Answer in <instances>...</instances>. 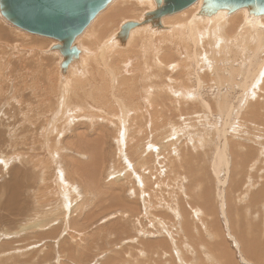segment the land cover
<instances>
[{
    "label": "rangeland",
    "instance_id": "1",
    "mask_svg": "<svg viewBox=\"0 0 264 264\" xmlns=\"http://www.w3.org/2000/svg\"><path fill=\"white\" fill-rule=\"evenodd\" d=\"M139 1L142 2L141 4H144L145 7L140 9L137 13L138 16H132L133 18H123L119 22L117 21L114 26L115 29L110 27V33H112H108V36L106 35L107 39L116 33L118 30L117 27L124 22L125 19L136 20L141 17V14L145 11H149L154 8L153 0L152 2L151 0L148 2L145 0ZM197 2L190 6L191 9L188 10V12L194 13L192 14L194 17L202 19V17L196 16V13L199 10L197 8L198 5H196ZM150 4H152L151 8H149ZM241 10L244 11L245 16L247 17L246 11L243 9ZM107 13H109V11ZM107 13L104 12L96 21L91 22L84 31L85 34L83 32L76 42L78 47L80 46L79 48L84 52L80 54V57L82 55L85 57V64L89 67L86 72L88 75L83 76V74H79L80 77L75 79L77 82L75 80H71L63 87L58 86V88L54 86L52 92L50 91L49 84L55 82V72L58 71L59 78L64 80L67 79V76L61 77L59 74L58 64L61 57L58 52L56 50L50 52L47 51L50 46L56 44L57 42L53 39H45V37H39L36 35L32 36L31 34L22 32L6 23L0 17V264H57L56 261L58 259L61 262H59L60 264H222L217 257V250L219 251L222 247H224L228 253V256H226L228 258L226 264H249L247 259L245 260L244 258L241 249L242 246L238 240L242 239L245 243V240L248 239L253 242L255 234L258 236L257 232L258 230H261V226L258 225V223L260 224V219H256L257 214L259 213L258 218L260 216L262 219V214H264V207L260 204L262 203L264 205V199L262 200L263 202H257L258 205L256 207V201L254 202L253 198H250L252 197V192L257 195L256 193L264 186V94L259 93L262 97H260V95L258 97L253 96V92H251V95V90L249 88V97H247L248 94L242 87V73H244L247 68L253 69L251 71L258 70V66L261 64V61L259 60H262V57H264V54H262L263 52L261 54H257V56L260 54L262 57L258 56L255 57L256 59L252 58L254 61L249 59L248 57L250 56H247L246 53L245 55L239 52V55H242L241 58L244 57L242 60H240L241 58L237 55L235 58L229 60V65L226 64L227 61L226 63L220 62L219 64L217 63L216 67L211 69V65L209 66V63L205 62L204 65V62H202L201 53L204 51L200 50L198 54L199 67L197 66L198 64L195 65L196 61L189 56L188 60L192 59L193 61L191 60L186 63V61H188L186 58L187 55L182 54L179 55L181 58H179V56H174L173 60L171 58L172 62H168L169 64L165 62L163 65L164 67L161 66L163 68L160 67V69H157L154 66L155 63L150 60L151 58L149 53L145 51L147 49L144 48V43L141 41L143 35L139 33L138 35L136 34V39L132 41L133 44L131 42L128 44L127 48L126 46L119 48L125 49V51L116 52L114 53L115 55L113 54L114 64H111L110 60L106 63V61L100 59V53H98L100 49L96 48L100 42L95 36L97 35L95 30L97 27H100L101 23L108 21L109 16L107 17ZM235 16L237 15L231 16L230 18L232 19V17ZM176 19H179V16L165 20L167 25H163L173 27L181 24V21L179 22ZM203 19L206 20L207 18ZM247 19H249L250 23H253L258 18L251 19L247 17ZM262 21L264 22V20ZM105 31L106 30L102 31V33ZM161 32L169 33L171 31L159 30L157 32H152V34ZM238 34H233L231 38L234 39L236 37L237 39L239 37ZM28 35L30 36L28 37ZM234 35L237 36L234 37ZM47 40L50 43L47 44ZM136 40H138V43L135 42ZM173 40L177 45L181 42V40L177 39L174 35ZM87 45L92 47V49H89ZM137 47L138 50H136ZM234 59L238 60V64L234 65V63H236V60ZM100 60H103V62ZM244 61H247V63H244ZM192 62H194V66L196 67L193 66ZM248 62L253 65L251 66ZM101 63L103 64L101 65ZM230 63L233 64L231 65ZM110 64L114 66L117 65L120 68L119 71L125 73L126 75H122L121 78H118L115 74L113 75L110 71ZM146 64L151 66L152 72L155 70L154 72L157 75L155 81L151 79V82L149 78L148 82V85H150L151 82V87L153 86L156 88L151 91L152 93L150 92L152 105L149 108V111L151 112L147 115L148 112H145L144 107L141 111H139L141 115L138 114V112H131L133 122H131L128 128L131 132L129 130L127 132V146L129 145V148L126 149L127 147H124L121 149V154L117 147L116 138L119 136L117 133L118 131L117 129V132L115 131V128H118V124H116L117 116L119 114L118 111H120L124 106L130 108L131 105H140L143 103V99L147 96L145 91L148 89L147 84H145L146 81L143 78L145 74L142 73V68ZM222 64L228 72L232 70L233 73L231 71L226 73ZM239 64L244 66H242L243 69L242 67H237V65L240 66ZM177 65H179V68L182 66L180 71L179 68L177 70ZM249 65L251 67H249ZM245 66L247 68L244 71ZM123 67L124 69H122ZM182 68L184 70H182ZM219 68H222V70ZM71 69L76 70L75 68ZM131 69H133V71ZM41 70L43 71V75L40 76ZM128 70L130 72L132 71V73H128ZM76 71L80 72L79 70ZM105 71L107 73H105ZM102 73L108 76V78H104L105 75ZM229 74H233L231 75L232 77ZM47 75H51V80H48L49 77ZM234 76L235 78L238 77V79L234 80ZM44 78L48 81H45ZM113 79H115V81H113ZM223 79L224 81L226 80V85L223 83ZM240 79L242 82L239 81ZM40 80H42L41 84L38 83ZM85 81L87 84H84L86 83ZM106 81L108 83H106ZM77 85L78 87H76ZM175 85L178 86L176 87ZM71 86H74V88L76 87L75 90ZM162 86L165 87L162 88ZM70 88H72V91ZM159 89L160 91H158ZM63 92L65 95L62 94ZM67 92L68 95H66ZM256 92L258 93V91ZM202 93L204 95H202ZM57 94L60 95L61 98L60 96L58 97ZM72 95V99L74 100H72L71 97H68V100L66 96ZM238 100L244 101H241V103H245L244 106L239 103ZM64 101L69 102L70 105H72L73 102H76L75 105H78L80 110L77 112L78 117L71 120L72 122L70 121L71 125L65 130L66 132H62L60 136V134L56 135L54 131L52 132L51 128L52 126H56L57 128H53V130H60L65 127L62 125L64 124L62 121L58 122L59 119L57 120V117H54V111L57 107V103L58 106H60ZM226 101H228V103ZM238 104H241V106ZM223 105L225 107L224 109H221V106ZM255 105L258 107L257 109H259V115L252 114V120H250L248 118V111L249 109L252 110L255 108ZM227 106L228 108H226ZM231 106L235 108L237 113ZM242 106L244 108H242ZM218 107L220 108V111ZM228 109H230V112ZM224 112L226 113V116H224ZM228 113L229 115L227 116ZM89 114H91L92 117ZM234 116H238L236 117L237 120ZM225 117H228V119ZM240 117L241 119H238ZM253 118H255V120ZM50 119L54 121L51 123ZM226 123L227 125H225ZM137 125L141 127H138ZM188 126H192V128L189 127L188 129L193 130V137L200 138L202 134H204L202 132L207 134V138L209 139L207 142H209V144L206 145H208V148L202 147L201 149H198L196 147L197 143L192 144L190 136H188L186 132H183L184 128ZM201 127H203V131H201ZM215 132H217L219 136ZM222 134L224 136V140ZM199 135L200 137H198ZM56 138H58V140L60 139V142L58 141L60 143V147L54 145H58V142H55ZM230 140L234 143H229L228 141ZM223 141H225L228 148H230L231 145L234 148L237 146L236 149L244 147L245 149H243V151H245L244 153L246 156L253 160L249 164L250 166L254 165L253 162L256 163L254 159H256L258 155L262 154V156L259 157L261 160H259L256 167L249 169V174L252 176L253 187L250 192L251 196L248 195L249 197H246L247 200H244L248 204L253 205V207L250 205V208H253V210L250 211L249 209V212L247 210L248 206L243 210L242 208L246 206L244 205L246 202L240 203V207H242L243 204L241 212H247L246 214H248L249 217H247V215L244 216V218L246 217V220H243L242 224H240L241 226L239 227L234 226V223L239 222L234 221L232 218L230 219L228 214L227 217H224L219 208L216 210L217 200H215L216 193H214L215 186L213 187L212 182L213 176L210 170H208L209 168L207 169L208 164L205 162L206 158H204V156H206L205 153L212 152L214 147L217 145L221 147ZM171 143L172 145H170ZM172 146L175 147V149ZM54 147L57 149L55 154L52 151L55 149ZM170 148H173L174 150L172 149L171 151ZM193 149L195 150L193 151ZM124 150L126 151L124 152ZM80 151L81 154L78 153ZM172 152L177 153L179 161H181V158L184 160V162L181 161L182 164H185V160L188 164L189 162L187 161H191L193 158V164L201 162L199 165L204 166V164H207L205 165L207 167L199 166L198 164L197 166L195 164V169L197 168L196 175L198 173L200 174L193 177L188 171V174L184 171L186 169L181 170V166H183V168L184 166L187 168L186 164L181 165V162L176 160L177 157L175 158V153L173 154ZM123 154L125 157H123ZM182 156H184V158ZM199 156L201 158H199ZM229 156L231 159L229 162H232V155L229 154ZM170 158H174V160H170ZM140 160L144 161L141 162ZM172 161L177 164V167H175L176 164ZM165 165H169V167L167 166L168 168H166ZM198 167L205 168L204 170H207V172L209 171L208 173L210 174L204 172L202 168L203 173L201 169L198 170ZM177 168L179 169L177 170ZM73 171H76V173L74 172V174ZM160 172L161 174H159ZM178 172L180 174H178ZM201 172L205 177L204 179H202L203 177ZM84 173L86 174L85 176H87L86 178ZM60 174H63V179L66 182L64 186L60 185L64 183V181L59 178ZM191 176L194 179L198 178V182H200V180H205V185L203 184L204 186L194 185V190L199 189L195 187L204 188V193L208 197V204L210 205L207 206L210 211H212V214L214 212L216 213V217L210 216V218L208 212H206L209 217L208 220L210 221L206 222V227L202 225L204 224L203 218H200V223H197L199 219L195 221L192 214H190L192 211L191 208H194V205L200 204L198 199L199 197L197 196H199L200 193H203V189H199L200 191L195 190L196 193H193V191L190 193V189L193 188L192 185L196 182ZM222 176L223 175L220 172L219 178H223ZM191 178L193 181H191ZM256 178L257 181H259L258 183ZM138 180H145L143 181L144 187L143 185L141 186L138 184ZM192 182L194 183L192 184ZM146 184L148 188L145 187ZM255 184L256 186L254 187ZM188 185L190 186L188 187ZM65 188H67V194L69 197L64 192ZM177 189H180L182 193L180 190L178 192ZM176 190L183 196L174 194ZM198 193L199 195H197ZM1 196L4 197L2 198ZM62 197L69 200V209L64 205V207H61L63 203H59V201ZM232 199L233 198H231L230 201H232ZM251 199L253 201H251ZM6 202L11 204L6 205ZM177 204H179V206H177ZM5 206L9 207L5 208ZM188 207L190 208V211ZM260 209H263L262 214L260 213ZM179 210L180 215L183 216L180 220L175 212ZM65 211L69 214L67 215ZM244 212L242 213L244 214ZM253 214L256 216L254 217ZM191 217L194 219V222L191 220ZM250 217L252 219H250ZM156 218H160L157 220L162 221L163 224L165 223L164 226L161 225L162 227H160V225L156 222ZM205 218L207 219V217ZM212 218H215V221ZM185 219H187V221H185ZM210 219H212L214 223L211 222ZM257 220H259V222ZM39 221L44 222L45 227L42 223V227L40 226V229L39 227L32 228L37 225L36 223ZM195 222L197 224H193ZM249 222L254 227V230L250 229ZM245 223L246 225H244ZM20 224L24 228L20 227ZM199 224H201V226ZM202 226L204 227L202 228ZM209 226H211V230H209ZM21 228L25 231H22ZM196 228L198 229V232L195 230ZM200 228L202 230H200ZM205 228L210 231H206L207 233L209 232V236L208 234L206 235ZM26 229H28V231ZM177 230H181L182 232L179 231V233ZM43 231H46L45 235H42L44 234ZM47 232L48 234H46ZM212 233H216V235L218 234V238L215 239V237L212 236ZM172 237L175 240H173ZM171 241L179 251L175 250L177 254L172 250L170 245ZM175 246L173 247L175 248ZM151 248H154L155 250H152ZM150 249L151 253H146L145 250L149 251ZM140 251L141 253H139ZM143 252H145V254H142ZM58 256H60V258ZM216 260L220 263L216 262Z\"/></svg>",
    "mask_w": 264,
    "mask_h": 264
},
{
    "label": "bare ground",
    "instance_id": "2",
    "mask_svg": "<svg viewBox=\"0 0 264 264\" xmlns=\"http://www.w3.org/2000/svg\"><path fill=\"white\" fill-rule=\"evenodd\" d=\"M144 1V0H143ZM146 2H148L149 0H145ZM151 2H152V0H151ZM142 2H140L139 0H120V1H112V3L104 10V11H102L92 22H94V21H96L97 19H98V17L101 15V14H103L104 12L105 13H107L108 11H109V13H107V17H108V21H105L104 23H101V25H100V27H97L96 28V34L97 35H95L96 36V38H97V40L100 42V44H98L99 45V47H98V45H97V49L99 48L100 50H99V52L98 53H100L99 54V56L101 57L100 59H103L104 61H106V63L107 62H109V60H110V63L111 64H114L115 62H114V57H113V54L114 53H116V52H123V51H125V49H119V48H112V47H109V44H110V38L112 37V35L107 39L106 38V35L108 36V33H110V27H113L114 28V26H115V24H116V22L118 21H120L121 19H123V18H129V17H136V16H138L137 15V13L140 11V9L142 8V7H145V5L144 4H141ZM196 5H198V9H200V6H201V0H199L198 2H197V4ZM152 7V4H150V6H149V8H151ZM191 9V7L190 8H188V9H186V10H184V11H182V12H180V13H178V14H175V15H171V16H167V17H164L163 19H162V24H164V25H167V22H165V20H167V19H170V18H173V17H175V16H179V19H176V20H178L179 22L181 21V24H178L177 26H173V27H171L170 28V31L171 32H161V33H156V34H152V32H149L147 29H138V30H135L134 32H131L130 33V36H129V38H128V40H127V42H126V48H127V46H128V44H130L134 39H136V34L138 35L139 33H141L142 35H143V37L141 38V41L144 43L143 44V46H144V48L145 49H147V50H145L146 52H148L149 53V55H150V60H152L155 64H154V66L157 68V69H160V67L161 66H163L164 65V63L165 62H172V60H173V57L174 56H179V55H182V54H186L187 55V60H188V56L191 58H193L195 61H196V63H195V65H197L198 64V60H199V56H198V54H199V51L200 50H203L204 52H202L201 54V58H202V62H204V65H205V62H207V63H209V66L211 67V69L212 68H214V67H216V65H217V63L219 64L220 62L221 63H226V61H227V63L226 64H228L229 65V60H231V59H233V58H235L237 55L241 58V56L239 55V52H241V54H247V56H250V57H248L249 59H252V58H255V57H258V56H261L260 54L262 53V54H264V22L262 21V20H264V16L263 17H259L256 21H254L253 23H250V21H249V19H247V17L245 16V14H244V11H242V10H238V11H236L235 13H233L232 15H230V16H224L223 14H220V13H218V14H216V15H214V16H211V17H208L206 20H204L203 18L202 19H200V18H197V17H194L192 14H194V13H189L188 12V10H190ZM197 9V10H198ZM150 11V10H149ZM146 12V11H145ZM188 12V13H187ZM196 12V11H195ZM239 12H242V13H239ZM141 13V12H140ZM140 13H139V15H140ZM238 13H239V15H238ZM106 15V14H105ZM234 15H237V16H235V17H232V19L230 18L231 16H234ZM106 17V18H107ZM132 17V18H133ZM105 18V19H106ZM141 18H142V14H141V17H139L138 19H136V20H133V21H140L141 20ZM104 19V20H105ZM126 20H132V19H125V21ZM177 21V22H178ZM98 22V21H97ZM249 23V24H248ZM96 24V23H95ZM94 24V25H95ZM91 25H93V24H91ZM117 26V25H116ZM120 26V25H119ZM119 26L117 27V29L119 28ZM92 27V26H91ZM169 27V26H168ZM90 28V27H89ZM88 28V29H89ZM115 29V28H114ZM104 30H106L105 32H103L102 33V31H104ZM107 30H108V32H107ZM112 31H113V29H112ZM173 31V32H172ZM87 32V31H86ZM117 32V31H116ZM238 32H239V34H238ZM112 33V32H111ZM110 33V34H111ZM238 34L239 35V37L236 39V37L235 36H237V35H234V39L233 38H231L232 36H233V34ZM23 34V33H22ZM84 34H85V32H84ZM91 34V33H90ZM82 35V34H81ZM80 35V36H81ZM88 35H89V31H88ZM92 35V34H91ZM173 35L174 36H176L177 37V39H180L181 40V42L179 43V45H177L176 44V42H174V40H173ZM30 35H28V37H29ZM33 36V35H32ZM79 36V37H80ZM98 36V37H97ZM136 36V37H135ZM78 37V38H79ZM90 37V36H89ZM88 37V38H89ZM77 38V39H78ZM91 38V37H90ZM24 39V38H23ZM46 39V38H45ZM77 39H76V42H77ZM86 39V38H85ZM93 39H94V37H93ZM107 39V40H106ZM87 40V39H86ZM89 40V39H88ZM85 41V40H84ZM94 41V40H93ZM138 40H136L135 42H137ZM92 42V41H91ZM95 42V41H94ZM48 43H50V42H48V40H47V44ZM80 43H82V42H80ZM79 43V44H80ZM138 43V42H137ZM136 43V44H137ZM6 44V43H5ZM51 44H53V43H51ZM50 44V45H51ZM83 44V43H82ZM85 44H90V43H85ZM132 44H133V42H132ZM78 45V44H77ZM45 46V45H44ZM49 46V45H48ZM84 46V45H83ZM137 46V45H136ZM80 47V46H79ZM87 47L90 49H92V47H90L89 45H87ZM18 48V47H17ZM45 48V47H44ZM26 49V48H25ZM42 49V48H41ZM80 49V48H79ZM95 49V48H94ZM20 50V49H19ZM46 50V49H45ZM80 50H82V49H80ZM88 50V49H87ZM127 50V49H126ZM136 50H138V47H137V49ZM83 51V50H82ZM97 51V50H96ZM134 51H135V49H134ZM38 52V51H37ZM45 52V51H44ZM47 52V51H46ZM90 52V51H89ZM140 52V51H139ZM142 52V51H141ZM243 52V53H242ZM82 53H84V52H82ZM97 53V52H96ZM135 53H136V51H135ZM258 53H260L258 56H257V54ZM95 54V53H94ZM127 54V53H126ZM245 54V55H246ZM21 55V54H20ZM52 55V54H51ZM50 55V56H51ZM98 55V54H97ZM115 55V54H114ZM124 55V54H123ZM122 55V56H123ZM136 55V54H135ZM245 55H243V56H245ZM251 55H252V57H251ZM52 56H54V55H52ZM116 56H118V55H116ZM122 56H120V57H122ZM125 56H127V55H125ZM129 56V55H128ZM247 56H246V58H247ZM23 57V56H22ZM183 57V56H182ZM232 57V58H231ZM262 57V56H261ZM34 58V57H33ZM87 58V57H86ZM97 58H98V56H97ZM171 58H172V60H171ZM179 58H181L180 56H179ZM178 58V59H179ZM184 58V57H183ZM238 58V57H237ZM244 57H242L240 60H242ZM25 59V58H24ZM88 59V58H87ZM128 59V58H127ZM256 59V58H255ZM99 60V59H98ZM103 60H100L101 62H103ZM146 60V59H145ZM186 60V59H185ZM192 60V59H191ZM191 60H188V61H186V63L187 62H190ZM234 60H236V59H234ZM246 60V59H245ZM253 61H254V59H252ZM32 61V60H31ZM61 61V60H60ZM96 61V60H95ZM118 61V60H117ZM121 61V60H120ZM138 61V60H137ZM143 61V60H142ZM193 61V60H192ZM237 61L238 60H236V63H234V65L235 64H238L237 63ZM252 61V62H253ZM259 61H261V64L258 66V70H254V71H251V70H253V69H248L246 66H245V69H244V71L246 70V68H247V70L244 72V73H242L243 74V79H242V81H243V85H242V87L244 88V90L246 91V93L248 94H246L247 95V97H249V88H250V94L252 95V93L251 92H253V96H259L260 94L259 93H261V94H264V57H262V60L260 59ZM89 62V61H88ZM119 62V61H118ZM117 62V63H118ZM145 62V61H144ZM240 62V61H239ZM247 63V61H244V63ZM39 63V62H38ZM60 63V62H59ZM86 62H85V57L82 55L81 57H79V62H78V66H79V71L80 72H77L76 70H74V69H71V68H68V70L66 71V74H65V76H67V79H61V78H59V75H58V71L57 72H55V74H56V79H55V82L54 83H51V84H49V86H50V91L52 92V90H53V88H54V86H56V87H63V86H65L66 85V83L68 84L71 80H75L76 78H79L80 76H79V74H83V76H85V75H88L86 72H87V70H88V65L87 64H85ZM97 63V62H96ZM123 63V62H122ZM180 63V62H179ZM193 63V66H194V62H192ZM191 63V64H192ZM249 63V62H248ZM84 64V65H83ZM99 64V63H98ZM103 63H101V65H102ZM110 64V65H111ZM119 64H121V63H119ZM124 64V63H123ZM135 64V63H134ZM140 64V63H139ZM169 64V63H168ZM175 64H177V63H175ZM225 64V65H226ZM231 64V63H230ZM233 64V63H232ZM231 64V65H232ZM250 64V63H249ZM100 65V64H99ZM108 65V64H107ZM122 65V64H121ZM187 65V64H186ZM207 65V64H206ZM240 66H238L237 65V67H242L241 66V64H239ZM251 66L253 65V64H250ZM249 65V67H251ZM1 66H2V64H1ZM94 66V65H93ZM184 66V65H183ZM192 66V67H193ZM198 67H199V64L197 65ZM222 66L224 67V65L222 64ZM227 66V65H226ZM256 66V65H255ZM34 67V66H33ZM99 67V66H98ZM102 67V66H101ZM108 67V66H107ZM164 67V66H163ZM163 67H161V68H163ZM170 67V66H169ZM182 67V66H181ZM180 67V68H181ZM194 67H196V66H194ZM220 67V66H219ZM229 67V66H228ZM244 67V66H243ZM243 67H242V69H243ZM37 68V67H36ZM58 68H59V64H58ZM93 68V67H92ZM104 68H105V66H104ZM131 68V67H130ZM153 68V67H152ZM167 68V67H166ZM178 68H179V65H177V70H178ZM180 68H179V71H180ZM225 68V67H224ZM235 68V67H234ZM256 68V67H255ZM24 69V68H23ZM47 69V68H46ZM57 69V68H56ZM95 69H96V67H95ZM102 69V68H101ZM106 69V68H105ZM119 67L116 65V66H114V65H111L110 66V71H111V73H113V75L115 74L118 78H121V76L122 75H126L125 73H122V72H120L119 71ZM122 69H124V67L122 68ZM121 69V70H122ZM126 69V68H125ZM143 71H142V73H144L145 74V76H143V78H144V80L146 81L145 82V84H147V87H148V89H147V91H145L147 94V96L143 99V103L142 104H140V105H131V107L129 108V107H126V106H124V107H122V109L120 110V111H118L119 112V114H118V116H117V123L116 124H118V128H115V131H116V129H117V133H118V137L116 138L117 139V147H118V151L119 152H121V154H122V151H121V149H123L124 147H127L126 149H128L129 147V145L127 146V140H128V136H127V132H128V130L131 132V130L130 129H128L129 128V126H130V124H131V122H133V119H132V117H131V112L133 111V112H138V114H140L141 115V113H139V111H141L142 110V108L144 107V109H145V112H148L147 113V115L151 112V111H149V108L151 107V105H152V97L150 96L151 95V91L152 90H154V89H156V88H154L153 86L151 87V79H153L154 81H155V78H157L156 76V74H155V70L152 72V70H151V66H148V64H146V65H144L143 66ZM155 69V68H154ZM196 69V68H195ZM195 69H194V72H195ZM198 69V68H197ZM203 69V68H202ZM220 69V68H219ZM238 69H240V68H238ZM3 70V69H2ZM58 70V69H57ZM91 70V69H90ZM104 70V69H103ZM115 70V71H114ZM132 71H133V69H131ZM141 70V69H140ZM176 70V71H177ZM182 70H184L183 68H182ZM190 70V69H189ZM200 70V69H199ZM220 70H222V68L220 69ZM225 70H226V68H225ZM38 71V70H37ZM98 71H100V70H98ZM123 71V70H122ZM132 71L130 72L129 70H128V73L130 72V73H132ZM166 71V70H165ZM232 73H233V71L232 70H230ZM229 71V72H230ZM1 72V71H0ZM4 72V71H3ZM43 71L41 70L40 71V76L41 75H43V73H42ZM90 72V71H89ZM126 72H127V70H126ZM148 72H149V74H148ZM158 72V71H157ZM214 72V71H213ZM227 70H226V73H229ZM52 73V72H51ZM99 73V72H98ZM101 73V72H100ZM105 73H107L106 71H105ZM201 73V72H200ZM208 73V72H207ZM212 73V72H211ZM224 73V72H223ZM45 74H48V73H45ZM92 74V73H91ZM102 74H104V73H102ZM134 74V73H133ZM170 74V73H169ZM187 74V73H186ZM190 74V73H189ZM220 74V73H219ZM236 74H237V72H236ZM105 75V74H104ZM108 75V74H107ZM110 75V74H109ZM149 75H150V77H149ZM161 75V74H160ZM159 75V76H160ZM174 75V74H173ZM188 75V74H187ZM192 75V74H191ZM222 75H224V74H222ZM228 75V74H227ZM230 75V74H229ZM231 75H233V74H231ZM230 75V76H231ZM48 77H49V79L48 80H51L50 79V76L51 75H47ZM53 76V75H52ZM91 76V75H90ZM93 76V75H92ZM128 76V75H127ZM135 76V75H134ZM137 76V75H136ZM226 76V75H225ZM224 76V77H225ZM236 76H238V75H236ZM42 77H44V76H42ZM105 77H107L108 78V76H104V78ZM117 77H115V78H117ZM130 77V76H129ZM223 77V78H224ZM232 77V76H231ZM230 77V78H231ZM54 78V77H53ZM84 78V77H83ZM106 78V79H107ZM136 78V77H135ZM148 78V79H147ZM149 78H150V85H148V82H149ZM214 78V77H213ZM216 78V77H215ZM222 78V77H221ZM226 78V77H225ZM224 78V79H225ZM45 79V78H44ZM92 79V78H91ZM101 79V78H100ZM127 79H128V77H127ZM224 79H223V81H224ZM229 79V78H228ZM232 79V78H231ZM231 79H230V81H231ZM235 79H238V77H236L235 78V76H234V80ZM241 79L239 80V81H241ZM47 79H45V81H48ZM134 80H136V79H134ZM158 80V79H157ZM168 80V79H167ZM198 80V79H197ZM233 80V79H232ZM3 81V80H2ZM41 81L42 80H40V81H38V83H40L41 84ZM76 81V80H75ZM113 81H115V79H113ZM112 81V82H113ZM122 81V80H121ZM187 81V80H186ZM199 81V80H198ZM219 81V80H218ZM226 81V80H225ZM225 81L223 82L224 84H225ZM241 81V82H242ZM44 82V81H43ZM77 82V81H76ZM86 82V81H85ZM131 82V81H130ZM129 82V83H130ZM200 82V81H199ZM199 82H198V84H199ZM220 82V81H219ZM218 82V83H219ZM235 82H237V81H235ZM47 83V82H46ZM72 83V82H71ZM106 83H108L107 81H106ZM114 83H116V82H114ZM122 83H123V81H122ZM133 83H134V81H133ZM161 83V82H160ZM164 83V82H163ZM170 83V82H169ZM172 83H174V82H172ZM186 83V82H185ZM227 83V82H226ZM259 83V84H258ZM75 84V83H74ZM73 84V85H74ZM82 84V83H81ZM84 84H87V82L86 83H84ZM228 84H229V81H228ZM232 84H233V82H232ZM44 85V84H43ZM108 85V84H107ZM130 85V84H129ZM226 85V84H225ZM237 85V84H236ZM48 86V85H47ZM92 86V85H91ZM128 86V85H127ZM133 86V85H132ZM157 86V85H156ZM170 86H171V84H170ZM176 86V85H175ZM178 86V85H177ZM176 86V87H177ZM190 86V85H189ZM197 86V85H196ZM240 86V85H239ZM58 87V88H59ZM69 87V86H68ZM72 87V86H71ZM76 87H78V85L76 86ZM75 87V88H76ZM163 87H165V86H162V88ZM199 87H200V85H199ZM234 87V86H233ZM65 88V87H64ZM67 88V87H66ZM72 88H74V86L72 87ZM72 88H70V90L72 89ZM75 88H74V90H75ZM98 88V87H97ZM131 88V87H130ZM158 88V87H157ZM228 88V87H227ZM240 88V87H239ZM57 89V88H56ZM90 89V88H89ZM174 89V88H173ZM180 89V88H179ZM187 89V88H186ZM197 89V88H196ZM199 89V88H198ZM223 89V88H222ZM226 89V88H225ZM230 89V88H229ZM237 89V88H236ZM42 90V89H41ZM63 90H65V89H63ZM93 90V89H92ZM176 90V89H175ZM188 90V89H187ZM191 90V89H190ZM218 90H219V87H218ZM49 91V92H50ZM59 91H61V90H59ZM72 91V90H71ZM97 91H98V89H97ZM96 91V92H97ZM158 91H160V89L158 90ZM167 91V90H166ZM186 91V90H185ZM229 91V90H228ZM244 91V92H245ZM256 91H258V93L256 92ZM57 92V91H56ZM74 92V91H73ZM99 92V91H98ZM151 92V93H150ZM230 92V91H229ZM58 93V92H57ZM66 93V92H65ZM192 93V92H191ZM196 93V92H195ZM53 94V93H52ZM62 94H64V92L62 93ZM61 94V95H62ZM71 94H72V92H71ZM76 94H77V92H76ZM79 94H81V93H79ZM139 94V93H138ZM145 94V93H144ZM175 94V93H174ZM58 95V94H57ZM65 95V94H64ZM66 95H68V92H67V94ZM74 95V94H73ZM73 95L72 96H66L67 98L68 97H71V99H72V97H73ZM142 95V94H141ZM141 95H140V97H141ZM162 95V94H161ZM191 95V94H190ZM202 95H204L203 93H202ZM17 96V95H16ZM60 95H58V97H59ZM63 96V95H62ZM82 96V95H81ZM142 96H144V95H142ZM155 96V95H154ZM194 96V95H193ZM195 97V96H194ZM217 97V96H216ZM251 97V96H250ZM260 97H262L261 95H260ZM60 98H61V96H60ZM163 98V97H162ZM184 98V97H183ZM189 98V97H188ZM187 98V99H188ZM241 98V97H240ZM240 98H239V100H240ZM58 99V98H57ZM70 99V100H71ZM103 99V98H102ZM226 99V98H225ZM225 99H224V101H225ZM243 99H244V97H243ZM246 99H248V98H246ZM245 99V100H246ZM64 100V99H63ZM68 100H69V98H68ZM72 100H74V99H72ZM71 100V101H72ZM142 100V99H141ZM219 100V99H218ZM227 100V99H226ZM232 100V99H231ZM238 100V102L239 103H241V101H239ZM249 100H252V99H249ZM258 100V99H257ZM62 101V100H61ZM70 101V102H71ZM190 101V100H189ZM201 101V100H200ZM153 102H154V99H153ZM158 102V101H157ZM217 102V101H216ZM227 103H228V101H226ZM242 102H244V101H242ZM249 102V101H248ZM72 103V102H71ZM79 103V102H78ZM160 103V102H159ZM162 103V102H161ZM187 103V102H186ZM207 103V102H206ZM218 103H219V101H218ZM222 103H223V101H222ZM76 104V102H73V104L72 105H70V103L69 102H63V103H61V105L60 106H58V103H57V107L55 108V111H54V117L56 116L57 117V120H58V122H60V121H62L64 124H62L63 126H65V127H63L62 129H60V130H53V128H57L56 126H52V132L54 131L55 132V134L56 135H59L60 134V136H61V133L62 132H64L66 129H68V127L71 125L70 123L72 122L71 120H73V119H76L77 117H78V114H77V112H78V110H80V108L78 107V105H75ZM80 104V103H79ZM241 104H243V103H241ZM241 104H238V105H240L241 106ZM245 104V103H244ZM244 104H243V106H244ZM82 105V104H81ZM205 105V104H204ZM219 105V104H218ZM226 105V104H225ZM232 105V104H231ZM89 106V105H88ZM157 106V105H156ZM196 106V105H195ZM206 106V105H205ZM234 106V105H233ZM242 106V108H244ZM264 106V105H263ZM53 107V106H52ZM216 107V106H215ZM223 107V108H222ZM224 105L223 106H221V109H224ZM232 107V106H231ZM238 107V106H237ZM253 107V106H252ZM261 107V106H260ZM87 108V107H86ZM90 108V107H89ZM157 108V107H156ZM207 108V107H206ZM209 108V107H208ZM217 108V107H216ZM219 108V107H218ZM226 108H228V106L226 107ZM233 108V107H232ZM258 107H256V105H255V108H253L252 110L251 109H249V115H248V118L250 119V120H252L251 118V115L252 114H258L259 115V109H257ZM210 109H211V107H210ZM234 109V111H236L235 110V108H233ZM239 109V108H238ZM237 109V110H238ZM230 109H228V111H229ZM242 110V109H241ZM241 110H239V111H241ZM260 110H261V108H260ZM263 110V109H262ZM152 111H154V110H152ZM208 111H209V109H208ZM219 111H220V108H219ZM226 112H227V109H226ZM230 112V111H229ZM84 113H86V112H84ZM97 113V112H96ZM154 113V112H153ZM236 113H237V111H236ZM261 113V112H260ZM51 114H53V113H51ZM226 113L224 112V116H226L225 115ZM263 114V113H262ZM90 116H91V114H89ZM134 115V114H133ZM229 115V113L227 114V116ZM222 117H224L223 115H221ZM257 116V115H256ZM264 116V115H263ZM92 117V116H91ZM142 117H143V114H142ZM235 117V116H234ZM236 117H238V116H236ZM236 117H235V119H236ZM52 118V117H51ZM105 118V117H104ZM225 118H227L228 119V117H225ZM244 118V117H243ZM101 119H103V118H101ZM234 119V118H233ZM238 119H241V117L240 118H238ZM254 120H255V118H253ZM258 119H260V118H258ZM49 120V119H48ZM51 120V119H50ZM56 120V121H57ZM79 120V119H78ZM153 120V119H152ZM237 120V119H236ZM261 120H262V118H261ZM52 121H54V120H51V123H52ZM71 121V122H70ZM142 121V120H141ZM241 121V120H240ZM50 122V121H49ZM61 122V123H62ZM74 122V121H73ZM218 122V121H217ZM261 122V121H260ZM57 123V122H56ZM73 124V123H72ZM140 124V123H139ZM216 124V123H215ZM218 124H219V122H218ZM48 125V124H47ZM56 125V124H55ZM146 125V124H145ZM150 125V124H149ZM225 125H227V123L225 124ZM138 126V125H137ZM195 126V125H194ZM211 126V125H210ZM209 126V127H210ZM219 126H222V125H219ZM238 126V125H237ZM240 126V125H239ZM90 127V126H89ZM116 127V126H115ZM138 127H141V126H138ZM149 127V126H148ZM189 127H191L192 128V126H188V127H185L184 128V131L183 132H186L187 134H188V136H190V138L192 139V144H194V143H197V145H196V147L198 148V149H201L202 147L204 148H208L207 146L208 145H206V144H209V142H207V141H209V139L207 138V134H205V132H202V133H204V134H202V136L200 137V135L198 136V137H200V138H196V137H193V130L192 129H188ZM200 127V126H199ZM218 127V126H217ZM144 128H145V126H144ZM193 128H195V127H193ZM202 128V129H201ZM201 128H199V129H201V131H203V127H201ZM135 129H137V128H135ZM134 129V130H135ZM139 129V128H138ZM240 129V128H239ZM173 130V129H172ZM198 130V129H197ZM205 130V129H204ZM228 130V129H227ZM226 130V131H227ZM71 131V130H70ZM69 131V132H70ZM154 131V130H153ZM199 132H201L200 130H198ZM214 131H217V130H214ZM230 131V130H229ZM242 131V130H241ZM66 132V131H65ZM196 132V131H195ZM221 132V131H220ZM220 132H219V134H220ZM244 132V131H243ZM247 132V131H246ZM245 132V133H246ZM136 133V132H135ZM215 133H217V132H215ZM222 133V132H221ZM226 133V132H225ZM237 133V132H236ZM52 134V133H51ZM223 134H224V132H223ZM223 134H222V137H223V140H224V136H223ZM217 135H218V133H217ZM237 135V134H236ZM49 136V135H48ZM47 136V137H48ZM130 136V135H129ZM133 136V135H132ZM137 136V135H136ZM161 136V135H160ZM195 136H196V134H195ZM216 136V135H215ZM219 136V135H218ZM226 136V135H225ZM248 136V135H247ZM164 137V136H163ZM230 137H232V136H230ZM236 137V136H235ZM238 137V136H237ZM250 137V136H249ZM41 138V137H40ZM162 138V137H161ZM210 138V137H209ZM226 138H227V136H226ZM196 141H195V140ZM68 140V139H67ZM70 140V139H69ZM163 140V139H162ZM232 140V139H231ZM231 140L230 141H228L229 143L231 142ZM253 140V139H252ZM60 142V139L58 140V138H56V140H55V142L57 143V142ZM233 141H234V139H233ZM232 141V142H233ZM58 142V145H56V144H54L55 146H59V143ZM72 142V141H71ZM219 142V141H218ZM231 142V143H232ZM141 143V142H140ZM174 143V142H173ZM221 143V142H220ZM228 143V144H229ZM234 143V142H233ZM218 144V143H217ZM236 144H237V142H236ZM236 144H235V146H236ZM241 144V143H240ZM43 145H44V143H43ZM136 145V144H135ZM170 145H172V143L170 144ZM230 145V144H229ZM241 145H243V144H241ZM69 146V145H68ZM173 146H174V144H173ZM172 146V147H173ZM240 146V145H239ZM244 146V145H243ZM60 147V146H59ZM73 147V146H72ZM144 147V146H143ZM158 147V146H157ZM230 147V146H229ZM237 147V146H236ZM236 147L234 148L232 145H231V147L230 148H228V146L226 145V143H225V141H223V143H222V146L221 147H219V145H217L216 147H214V149H213V151L212 152H208V153H205L206 154V156H204V158H206V163L208 164V167L207 166H205V165H207V164H204V166L205 167H207V169L208 170H210V172H211V174H212V176H213V180H212V182H213V187H214V193H216V198H215V200H217V203H216V210L219 208L220 210H221V212H222V214L224 215V217L226 216L227 217V214H228V217L231 219H234V221H237V222H239V223H234L235 225L234 226H236V227H239V226H241L240 224H242V221L243 220H246L245 218H244V216H246L247 215V217H249L248 216V214H246L247 212H244V211H242V212H244V214L241 212V208L243 207V204H242V207H240V203H242V202H246V201H244L245 199L247 200V196L248 195H250V192H251V188L253 187V181H252V176H250V174H249V169H253L254 167H256V165L259 163V160H261L259 157H261L262 156V154L261 155H258V157H256V159H254V161H256V163L255 162H253V164L254 165H252V166H250L249 164L253 161L252 159H249V157H247L246 156V154L244 153L245 151H243V149H245L244 147H239V148H237L236 149ZM55 149H56V147H54ZM53 148V149H54ZM169 148V147H168ZM174 149H175V147H173ZM172 148V149H173ZM52 150L53 152H54V154H55V151L57 152V149L56 150ZM154 149H155V147H154ZM171 149V148H170ZM172 149H171V151H172ZM173 149V150H174ZM187 149V148H186ZM77 150V149H76ZM80 150V149H79ZM78 150V151H79ZM195 149H193V151H194ZM208 150V149H207ZM59 151V150H58ZM60 151H62V150H60ZM84 151V150H83ZM82 151V152H83ZM126 150H124V152H125ZM178 151V150H177ZM192 151V150H191ZM204 151V150H203ZM248 151V150H247ZM118 152V153H119ZM164 152V151H163ZM162 152V153H163ZM202 152V151H201ZM263 152V151H262ZM261 152V153H262ZM78 153H80L81 154V151L80 152H78ZM77 153V154H78ZM84 153V152H83ZM128 153V152H127ZM173 154L175 153V158L177 157V161L178 162H184V160L181 158V161H179L178 159V156H177V153L176 152H172ZM197 153V152H196ZM53 154V155H54ZM93 154V153H92ZM92 154H90V155H92ZM191 154V153H190ZM229 154L230 155H232V162H229V161H231V159L229 158L230 156H229ZM263 154H264V152H263ZM58 155V154H57ZM143 155V154H142ZM171 155V154H170ZM179 155V154H178ZM184 155V154H183ZM192 155V154H191ZM199 155V154H198ZM82 156V155H81ZM129 156V155H128ZM127 156V157H128ZM133 156V155H132ZM172 156V155H171ZM170 156V157H171ZM187 156V155H186ZM185 156V157H186ZM264 156V155H263ZM123 157H125L124 156V154H123ZM134 157V156H133ZM181 157V156H180ZM183 158H184V156H182ZM187 157H189V156H187ZM192 157V156H191ZM197 157V156H196ZM10 158V157H9ZM50 158H52V157H50ZM79 158H81V157H79ZM138 158V157H137ZM199 158H201L200 156H199ZM203 158V157H202ZM139 159V158H138ZM143 159V158H142ZM187 159V158H186ZM130 160H134V159H130ZM165 160V159H164ZM170 160H174V158H170ZM169 160V161H170ZM191 160V159H190ZM192 160H194L193 158H192ZM191 160V161H192ZM199 160V159H198ZM202 160H204V159H202ZM81 161V160H80ZM141 162L142 161H144V160H140ZM167 161V160H166ZM187 161V162H189L188 164L186 163V160H185V164H186V167L187 168H185V166H184V168H183V166H181V170H184V169H186V170H184L185 172H189V174L191 175L192 174V176L193 177H195V176H197L198 174H200V173H198L197 175H196V169H195V166L198 164H200L201 162V160L199 161L200 163H195V164H193V162L194 161ZM196 161V160H195ZM264 161V160H263ZM2 162V161H1ZM92 162H93V160H92ZM133 162V161H132ZM171 162V161H170ZM174 164H176L174 161H172ZM182 162H181V165H185V164H182ZM204 162V161H203ZM202 162V163H203ZM204 162V163H205ZM262 162V161H261ZM231 163V164H230ZM130 164V163H129ZM139 164H140V162H139ZM143 164V163H142ZM163 164V163H162ZM180 164V163H179ZM178 164V165H179ZM121 165V164H120ZM125 165V164H124ZM197 165V166H198ZM233 165V166H232ZM61 166V165H60ZM92 166V165H91ZM97 166V165H96ZM135 166V165H134ZM133 166V167H134ZM162 166V165H161ZM168 167H169V165H167ZM166 165H165V167L166 168H168ZM199 166H203V165H199ZM203 166V167H204ZM231 166V167H230ZM263 166H264V164H263ZM63 167V166H62ZM118 167V166H117ZM136 167V166H135ZM135 167H134V169H135ZM138 167V166H137ZM164 167V166H163ZM162 167V168H163ZM172 167H173V165H172ZM175 167H177V164H176V166ZM179 167V166H178ZM203 167H198V170L199 169H201L202 170V168ZM165 168V169H166ZM260 168H262V167H260ZM59 169V168H58ZM138 169V168H137ZM170 169V168H169ZM176 169V168H175ZM179 168H177V170H178ZM205 168H203V170H204ZM4 170V169H3ZM53 170V169H52ZM51 170V171H52ZM133 170V169H132ZM194 170H195V172H194ZM197 170V171H198ZM203 170H202V172H203ZM262 170V169H261ZM63 171V170H62ZM65 171V170H64ZM166 171H168V170H166ZM165 171V172H166ZM170 171V170H169ZM259 171V170H258ZM257 171V172H258ZM54 172V171H53ZM76 173V171H73V173ZM117 172V171H116ZM134 172V171H133ZM179 172H180V170H179ZM178 172V174H180ZM188 172H187V174H188ZM199 172V171H198ZM201 172V173H202ZM204 172H207V170L205 171L204 170ZM203 172V173H204ZM209 172V171H208ZM207 172V174H210V173H208ZM221 172V174L223 175L222 177L223 178H219V173ZM260 172V171H259ZM56 173V172H55ZM59 173V172H58ZM63 173V172H62ZM74 173V174H75ZM89 173V172H88ZM136 173V172H135ZM164 173V172H163ZM177 173V172H176ZM182 173V172H181ZM203 173L201 174L202 175V179H204L205 177H204V175H203ZM244 173H246V174H244ZM131 174V173H130ZM159 174H161V172L159 173ZM159 174H157V175H159ZM168 174V173H167ZM186 174V175H187ZM86 174L84 173V176H85ZM177 175V174H176ZM200 175V176H201ZM178 176H180V175H178ZM191 176V177H192ZM254 176V175H253ZM256 176V175H255ZM68 177V176H67ZM87 176H85V178H86ZM163 177V176H162ZM181 177V176H180ZM192 177V178H193ZM59 178L61 179V180H63L64 181V183H62V184H60L61 186L63 185H65V180L63 179V174H60L59 175ZM184 178V177H183ZM187 178H189V177H187ZM191 178V179H192ZM199 178H201V177H199ZM262 178V177H261ZM120 179V178H119ZM194 179V178H193ZM193 179L191 180V181H193ZM236 181H235V180ZM246 179V180H245ZM260 179V178H259ZM264 179V178H263ZM262 179V180H263ZM56 180V179H55ZM68 180V179H67ZM178 180V179H177ZM176 180V181H177ZM180 180V179H179ZM184 180V179H183ZM182 180V181H183ZM62 181V182H63ZM115 181H116V179H115ZM143 181H145V180H143ZM143 181L141 180H138V184L139 185H143V187H144V183H143ZM182 181H181V183H182ZM187 181V180H186ZM194 181H196V182H198V178H195L194 179ZM205 181V180H204ZM204 181H201L200 180V182H198V183H196L195 182V184H193L194 182H192V189H190L191 190V192L190 193H192V191H193V193L195 192L196 193V191L195 190H198V191H200L201 189H203V193H200V195H199V193L197 194V195H199V196H197V197H199L198 199H199V202H200V204H198V205H194V208H191V213L190 214H192V217L195 219V221L196 220H198L197 221V223H200V221H201V219L203 218L204 219V224H202V225H204L205 226V224H207L206 222L207 221H209L208 220V218L210 217V216H214V217H216V213L214 212L213 214L211 213L212 211H210V209H209V207L208 206H210L209 204H208V197L206 196V194L204 193V188H200V187H195V188H199V189H195L194 190V185H203L205 182ZM256 181H257V178H256ZM56 182H57V180H56ZM55 182V183H56ZM117 182V181H116ZM259 181H257V183H258ZM59 183V182H58ZM188 183H189V181H188ZM57 185V184H56ZM68 185H69V183H68ZM138 185V186H139ZM180 185V184H179ZM183 185V184H182ZM184 185H185V182H184ZM205 185V184H204ZM203 185V186H204ZM149 186V185H148ZM162 186V185H161ZM190 185H188V187H189ZM256 186V184L254 185V187ZM57 187H58V185H57ZM74 187H76V186H74ZM74 187H73V189H74ZM142 187V188H143ZM145 187H147V184H146V186ZM177 187H179V186H177ZM77 188V187H76ZM148 188V187H147ZM151 188V187H150ZM211 188V187H210ZM209 188V189H210ZM63 189V188H62ZM255 189V188H254ZM146 190V189H145ZM178 190V189H177ZM177 190L175 191V193L174 194H179V195H181V196H183L182 194H180V193H178L179 192V190H178V192H177ZM72 191V190H71ZM75 191V190H74ZM188 191V190H187ZM252 191H253V189H252ZM65 194L68 196V191H67V188H65ZM85 192V191H84ZM180 192H181V190H180ZM77 193V192H76ZM75 193V194H76ZM79 193V192H78ZM167 193V192H166ZM172 193V192H171ZM182 193V192H181ZM186 193V192H185ZM190 193H189V195H190ZM213 193V192H212ZM213 193V194H214ZM184 194V193H183ZM188 194V193H187ZM257 195H255V194H253V192H252V197H250V198H253V200H254V202L256 201V207H257V205H258V203L257 202H260V201H262L263 199H264V186L256 193ZM178 195V196H179ZM194 195V194H193ZM215 195V194H214ZM250 195V196H251ZM184 196H185V194H184ZM2 197V196H1ZM4 197V196H3ZM2 197V198H3ZM69 197V196H68ZM67 197V198H68ZM186 197H188V196H186ZM192 197V196H191ZM249 197V196H248ZM231 198H233L232 199V201H230L231 200ZM187 199V198H186ZM197 199V200H198ZM43 200V199H42ZM189 200V199H188ZM207 200V201H206ZM252 199H251V201H253ZM7 201V200H6ZM68 201L69 200H66L64 197H62L61 199H60V201H59V203H63L62 204V206L61 207H66V208H68V207H70V205H69V203H68ZM119 201V200H118ZM35 202V201H34ZM39 202V201H38ZM253 202V203H254ZM263 202V201H262ZM6 205H9V204H11V203H8V202H6L5 203ZM4 204V205H5ZM35 204V203H34ZM121 204V203H120ZM263 207H264V205L262 204V203H260ZM3 205V206H4ZM64 205V206H63ZM172 205V204H171ZM208 205V206H207ZM244 205H246L245 207H243L242 209L244 210V208H246L247 206V210L249 211V209H250V211L251 210H253V208H250L251 206L253 207V205H251V204H248L247 202H246V204L244 203ZM251 205V206H250ZM18 206H19V203H18ZM177 206H179V204H177ZM196 206V207H195ZM214 206H215V204H214ZM9 207V206H8ZM7 206H5V208H8ZM115 207V206H114ZM170 207V206H169ZM260 207V206H259ZM262 207V208H263ZM167 208H168V206H167ZM176 208V207H175ZM189 208V207H188ZM261 208V207H260ZM69 209V208H68ZM172 209V208H171ZM170 209V210H171ZM177 209V208H176ZM186 209V208H185ZM255 210H257L256 208H254ZM4 210V209H3ZM62 210V209H61ZM64 210V209H63ZM118 210V209H117ZM116 210V211H117ZM178 210V209H177ZM208 210V211H207ZM246 210V211H247ZM261 210V209H260ZM263 210V209H262ZM262 210H261V214H262ZM14 211V210H13ZM69 211V210H68ZM182 211V210H181ZM189 211H190V208H189ZM249 211V212H250ZM258 211H259V209H258ZM258 211H257V213H258ZM34 212V211H33ZM66 212V211H65ZM70 212V211H69ZM176 212V215H177V217L179 218V220L181 219V217H183V216H181L180 215V210L179 211H175ZM206 212H208V214H209V217H208V214H206ZM248 212V213H249ZM252 212H254V211H252ZM13 213V212H12ZM67 213V212H66ZM257 213H254V214H257ZM263 213H264V210H263ZM10 214V213H9ZM69 213H67V215H68ZM181 214H183V213H181ZM188 214H189V212H188ZM243 214V215H242ZM250 214V213H249ZM253 214V215H254ZM259 214V213H258ZM258 214H257V218L256 219H260V224L258 223V225L259 226H261V230L259 231L258 230V236H257V234H255V236H254V238H253V242H251V241H249L248 239H246L245 240V243H244V240H242V239H239L238 241H239V243H241V249H242V252H243V255H244V258H245V260L247 259V262L249 263V264H264V214H262V216H263V219H262V217H260L259 216V218H258ZM260 214V215H261ZM3 215V214H2ZM184 215V214H183ZM189 216V215H188ZM256 215H254V217H255ZM42 217V216H41ZM64 217V216H63ZM174 217H175V213H174ZM190 217V216H189ZM192 217H191V220H193V222H194V219H192ZM205 217H207V219L205 218ZM185 218V217H184ZM201 218V219H200ZM211 218V217H210ZM242 218V219H241ZM43 219V218H42ZM157 219H160V218H156V220ZM175 219V218H174ZM183 219V218H182ZM212 219H214V221H215V218H212ZM212 219H210L211 220V222H213V220ZM230 219H229V222H230ZM250 219H252L251 217H250ZM254 219V218H253ZM28 220V219H27ZM176 220V219H175ZM262 220H263V222H262ZM30 221H32V220H30ZM43 221V220H42ZM182 221V220H181ZM185 221H187V219H185ZM227 221H228V219H227ZM249 221V220H248ZM258 222H259V220H257ZM28 222H29V220H28ZM152 222V221H151ZM157 223H158V225H160V227H162V226H164V224L162 223V221H160V220H157L156 221ZM203 222V221H202ZM210 222V221H209ZM15 223V222H14ZM35 223V222H34ZM44 224V222H41V221H39V222H37L36 224L37 225H35V226H33L32 228H37V227H39V229H40V226L42 227V225L41 224ZM196 222L195 223H193V224H197ZM214 223V222H213ZM248 223V222H247ZM250 223V222H249ZM31 224V223H30ZM201 224H199L200 226H201ZM29 225V224H28ZM162 225V226H161ZM209 225H210V223H209ZM244 225H246V223L244 224ZM243 225V226H244ZM25 226V225H24ZM44 227H45V224L43 225ZM166 226V225H165ZM181 226V225H180ZM204 226H202V228L204 227ZM20 227H22V225L20 224ZM26 227H28V226H26ZM206 227V226H205ZM210 227L211 226H209V230H211L210 229ZM22 228H24V227H22ZM21 228V229H22ZM31 228V227H30ZM66 228V227H65ZM195 228V227H194ZM19 229V228H18ZM162 229V228H161ZM178 229H180V228H178ZM206 229V228H205ZM250 229L251 230H254V227L251 225V223H250ZM259 229H260V227H259ZM24 229H22V231H23ZM27 231H28V229H26ZM66 230V229H65ZM197 232H198V229L196 228L195 229ZM200 230H202L201 228H200ZM200 230H199V234H200ZM209 230H205V232L206 231H209ZM213 230V229H212ZM257 230V229H256ZM25 231V230H24ZM35 231V230H34ZM37 231V230H36ZM178 231V230H177ZM176 231V232H177ZM179 231H181V230H179ZM178 231V232H179ZM184 231V230H183ZM204 231V230H203ZM46 232V231H45ZM45 232L43 231V233L44 234H42V235H45ZM71 232V231H70ZM167 232V231H166ZM182 232V231H181ZM210 232V231H209ZM208 232V233H209ZM50 233V232H49ZM140 233V232H139ZM169 233V232H168ZM180 233V232H179ZM207 232H206V235L208 234ZM252 233V232H251ZM46 234H48V232L46 233ZM211 234V233H210ZM253 234V233H252ZM218 235V234H217ZM217 235H216V233H212V236H214L215 237V239L216 238H218L217 237ZM139 236V235H138ZM208 236H209V234H208ZM219 236H220V234H219ZM52 237V236H51ZM175 237V236H174ZM189 237V236H188ZM213 237V238H214ZM222 237V236H221ZM239 237V236H238ZM57 238V237H56ZM207 238V237H206ZM172 239L173 240H175L173 237H172ZM258 239V240H257ZM59 240V239H58ZM130 240H131V238H130ZM257 240V241H256ZM175 244H176V242H175ZM171 247H172V250H173V252H175V250H177L178 251V249H177V247L175 246V245H173L172 244V241H171ZM216 245H217V243H216ZM215 245V246H216ZM240 245V244H239ZM173 246H175V248L173 247ZM182 246H183V244H182ZM185 246V245H184ZM179 247H181V246H179ZM152 250H155L154 248H151ZM151 249L149 250V251H147V250H145L146 251V253H151ZM180 249V248H179ZM171 250V249H170ZM144 251V250H143ZM220 251V252H219ZM219 251L217 250V252H218V254H217V257L219 258V261H221L222 262V264H226V261H227V257L226 256H228V253H227V250L224 248V247H222V248H220L219 249ZM179 252V251H178ZM244 252H246V253H244ZM139 253H141V251L139 252ZM176 254H177V252H175ZM142 254H145V252H143ZM147 254V255H148ZM224 254V255H223ZM193 255V254H192ZM9 256V255H8ZM6 257V256H5ZM59 258H60V256H58ZM12 258V257H11ZM182 258V257H181ZM48 259V258H47ZM47 259H46V261H47ZM49 259H52V258H49ZM58 259V258H57ZM45 261V260H44ZM52 261V260H51ZM51 261H49V262H51ZM180 261V260H179ZM60 262V260L58 259L57 261H56V263L57 264H60L59 263ZM216 262H218L217 260H216ZM181 263V262H180ZM218 263H220V262H218Z\"/></svg>",
    "mask_w": 264,
    "mask_h": 264
},
{
    "label": "water",
    "instance_id": "3",
    "mask_svg": "<svg viewBox=\"0 0 264 264\" xmlns=\"http://www.w3.org/2000/svg\"><path fill=\"white\" fill-rule=\"evenodd\" d=\"M114 0H0V17L18 30L55 40L48 48L61 57L59 74L64 77L68 68L79 69L80 54L76 39L90 23ZM199 0H153L154 8L142 14L140 21L122 22L110 38L109 47L126 46L130 33L146 28L150 32L170 30L164 17L179 13ZM245 10L251 19L264 16V0H201L196 16L208 18L218 13L228 16Z\"/></svg>",
    "mask_w": 264,
    "mask_h": 264
}]
</instances>
